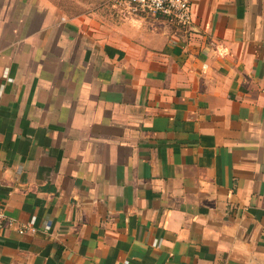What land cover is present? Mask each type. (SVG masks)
Returning a JSON list of instances; mask_svg holds the SVG:
<instances>
[{
	"label": "crops",
	"instance_id": "crops-1",
	"mask_svg": "<svg viewBox=\"0 0 264 264\" xmlns=\"http://www.w3.org/2000/svg\"><path fill=\"white\" fill-rule=\"evenodd\" d=\"M0 202V264H264V0H0Z\"/></svg>",
	"mask_w": 264,
	"mask_h": 264
},
{
	"label": "built area",
	"instance_id": "built-area-1",
	"mask_svg": "<svg viewBox=\"0 0 264 264\" xmlns=\"http://www.w3.org/2000/svg\"><path fill=\"white\" fill-rule=\"evenodd\" d=\"M108 2L115 7L126 8L136 15L166 19L181 28L189 27L192 23L193 0H108ZM4 228H13L19 235H32L37 231L47 232L50 226L47 223L38 229L33 222L19 224L5 215L0 202V235Z\"/></svg>",
	"mask_w": 264,
	"mask_h": 264
}]
</instances>
